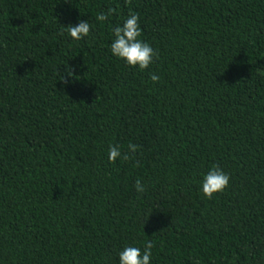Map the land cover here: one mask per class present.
Listing matches in <instances>:
<instances>
[{"label": "trees", "instance_id": "obj_1", "mask_svg": "<svg viewBox=\"0 0 264 264\" xmlns=\"http://www.w3.org/2000/svg\"><path fill=\"white\" fill-rule=\"evenodd\" d=\"M129 14L156 52L142 72L109 51ZM214 165L229 184L205 199ZM148 241L151 264H264V0H0V264Z\"/></svg>", "mask_w": 264, "mask_h": 264}, {"label": "clouds", "instance_id": "obj_2", "mask_svg": "<svg viewBox=\"0 0 264 264\" xmlns=\"http://www.w3.org/2000/svg\"><path fill=\"white\" fill-rule=\"evenodd\" d=\"M116 11L115 8H109L107 12L101 11L96 16V21L98 23L105 22ZM62 28L66 29V33L62 32V34H66L73 42H79L90 35L93 26L88 20H78L76 24H69L67 27L62 26ZM109 51L114 58L123 61L127 67L135 68L141 72L148 69L156 57L154 48L142 39L139 17L135 14H129L126 18H123L121 23L111 29ZM73 71L74 69L71 67L65 68L63 74L58 71V80L71 83L74 79ZM65 75L67 79H65ZM150 79L153 83H156L160 77L153 73ZM127 148L128 152H135L138 145L129 143ZM107 157L110 163H114L121 158L128 159V156L122 153L120 146L116 144L108 146ZM229 180L228 173L219 166H211L206 172L200 174L199 193L205 199H212L217 193L225 190ZM134 187L137 194H143L147 191L141 180H137ZM152 248L151 241L146 242L143 247L126 244L117 253V264H151Z\"/></svg>", "mask_w": 264, "mask_h": 264}]
</instances>
